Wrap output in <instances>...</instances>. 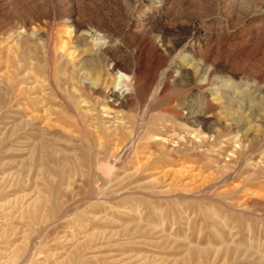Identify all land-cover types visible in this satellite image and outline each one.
I'll list each match as a JSON object with an SVG mask.
<instances>
[{
  "label": "rangeland",
  "instance_id": "obj_1",
  "mask_svg": "<svg viewBox=\"0 0 264 264\" xmlns=\"http://www.w3.org/2000/svg\"><path fill=\"white\" fill-rule=\"evenodd\" d=\"M0 264H264V0H0Z\"/></svg>",
  "mask_w": 264,
  "mask_h": 264
},
{
  "label": "bare ground",
  "instance_id": "obj_2",
  "mask_svg": "<svg viewBox=\"0 0 264 264\" xmlns=\"http://www.w3.org/2000/svg\"><path fill=\"white\" fill-rule=\"evenodd\" d=\"M64 44V43H63ZM60 49H62L63 48V45L61 44V46L59 47ZM108 73V72H107ZM116 73V72H115ZM114 73V74H115ZM119 74H118V76L117 77H122L123 76V74L122 73H120V72H118ZM86 83V82H85ZM107 89V88H106ZM100 91H102V90H100ZM103 97H105V98H109V97H111L109 100L107 99V103L108 102H110L111 104H112V102H114V99L112 98V97H114V93H113V91H110V90H106V91H103V93L101 94ZM101 96V97H102ZM117 97V96H116ZM105 102V101H104ZM110 104V105H111ZM110 107V106H109Z\"/></svg>",
  "mask_w": 264,
  "mask_h": 264
}]
</instances>
